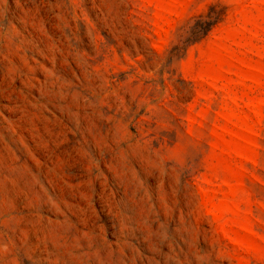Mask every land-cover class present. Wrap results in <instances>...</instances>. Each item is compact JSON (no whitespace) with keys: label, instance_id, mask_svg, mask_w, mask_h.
I'll return each mask as SVG.
<instances>
[{"label":"rangeland","instance_id":"374dc122","mask_svg":"<svg viewBox=\"0 0 264 264\" xmlns=\"http://www.w3.org/2000/svg\"><path fill=\"white\" fill-rule=\"evenodd\" d=\"M0 264H264V0H0Z\"/></svg>","mask_w":264,"mask_h":264},{"label":"trees","instance_id":"16d2710c","mask_svg":"<svg viewBox=\"0 0 264 264\" xmlns=\"http://www.w3.org/2000/svg\"><path fill=\"white\" fill-rule=\"evenodd\" d=\"M199 28H197V32L195 33L196 37L203 38L207 36V34L210 32L211 28L209 27H202L201 25L197 24ZM197 26V27H198Z\"/></svg>","mask_w":264,"mask_h":264}]
</instances>
